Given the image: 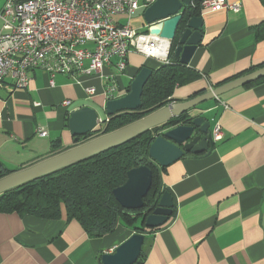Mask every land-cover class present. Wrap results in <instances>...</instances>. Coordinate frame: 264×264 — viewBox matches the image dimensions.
<instances>
[{
	"label": "crops",
	"instance_id": "0c3cea01",
	"mask_svg": "<svg viewBox=\"0 0 264 264\" xmlns=\"http://www.w3.org/2000/svg\"><path fill=\"white\" fill-rule=\"evenodd\" d=\"M227 1H239L240 10L200 13L202 38L186 64L200 76L177 86L171 102L264 63V39L256 40L253 30L264 19V7L259 0ZM4 2L0 0V9ZM130 24L146 28L141 15ZM126 59L116 97L126 92L139 67L163 63L136 51ZM113 60L103 66V74L115 71ZM29 76L25 89L11 90L10 78L0 88V162L13 171L81 143L76 144L65 126L69 111L82 105L103 107L106 101L101 92L105 77L80 73L76 83L56 73L51 85L41 67ZM86 85H93L96 94L89 97ZM192 109L188 114L205 117L210 130L219 122L222 137L209 153L185 155L162 172L174 210L160 227L140 232L146 237L142 264H264V79ZM40 127L46 129L45 136L37 134ZM134 232L121 221L112 232L89 236L76 219L66 218L63 207L56 218L0 213V264H102L100 254L112 252Z\"/></svg>",
	"mask_w": 264,
	"mask_h": 264
},
{
	"label": "water",
	"instance_id": "95a60500",
	"mask_svg": "<svg viewBox=\"0 0 264 264\" xmlns=\"http://www.w3.org/2000/svg\"><path fill=\"white\" fill-rule=\"evenodd\" d=\"M190 2L191 0H154L141 13L143 24L152 25L150 28L152 33L168 38L170 45L172 41H176L173 58L182 64H188L202 38L201 16L189 17L180 28L185 7ZM151 72L149 67H141L130 81L129 88L124 94L105 101L102 107L105 114L110 116L121 111L139 108L143 86ZM263 76L264 65L183 101L169 102L120 128L98 135L22 169L11 171L0 177V194L116 147L148 129L163 125L182 113L188 114L192 108L206 100L219 97L231 89ZM98 115L96 109L90 105H82L69 111L67 125L75 140L99 127ZM213 147L210 123L205 117L197 114L189 115L184 124L161 129L150 143L148 155L160 167H165L185 155L209 153ZM151 181L152 172L147 165L133 167L127 171L124 183L115 187L112 193L121 207L129 210L140 209L144 206L143 197L147 194ZM172 209V196L168 191H163L157 205L150 213L143 216L144 227L151 229L160 227L171 216ZM143 240V233L134 232L118 244L112 252L100 254L99 262L102 264H134L140 255Z\"/></svg>",
	"mask_w": 264,
	"mask_h": 264
},
{
	"label": "built area",
	"instance_id": "2783aa9c",
	"mask_svg": "<svg viewBox=\"0 0 264 264\" xmlns=\"http://www.w3.org/2000/svg\"><path fill=\"white\" fill-rule=\"evenodd\" d=\"M153 1L5 0L0 9V88L10 78L11 90L25 89L30 81L29 71L41 67L49 74L51 85L56 73L68 75L76 83L80 82V73L105 77L101 90L104 100L115 98L121 90L117 77L125 68L130 51L168 61V38L152 33L151 24L144 30L130 24L136 11ZM240 7L239 1H201V12L221 8L237 12ZM121 16L127 21H122ZM112 59L115 71L103 74V66ZM84 91L89 97L96 94L93 85L84 86ZM68 102L65 100L64 104ZM107 120L108 117L98 115V126ZM37 132L40 136L47 134L43 127ZM211 136L213 141L222 137L217 121L211 127Z\"/></svg>",
	"mask_w": 264,
	"mask_h": 264
},
{
	"label": "trees",
	"instance_id": "16d2710c",
	"mask_svg": "<svg viewBox=\"0 0 264 264\" xmlns=\"http://www.w3.org/2000/svg\"><path fill=\"white\" fill-rule=\"evenodd\" d=\"M201 1L191 0L190 4L185 7L180 28L189 17L200 16ZM259 1L264 7V0ZM253 30L256 40L264 39V19L254 25ZM175 43L174 40L170 45L167 62L160 63L156 67H149L152 72L143 86L141 106L135 110L121 111L108 116V120L97 129L77 138L76 144L120 128L165 106L168 102L176 100L172 97L174 89L200 76L197 71L173 58ZM263 65L264 63L257 66ZM141 67L136 70V73ZM255 68L250 67L241 74ZM233 78L235 77L231 79ZM262 79L264 76L244 86H250ZM225 81L218 82L215 86ZM128 88L129 86L126 87V89ZM192 96L195 94L190 97ZM188 116L189 114L186 112L182 113L163 125L148 129L116 147L1 193L0 213L17 212L20 215L56 218L60 216L63 207L66 218L68 220L76 219L89 236H101L112 232L121 221L133 226L135 232H142L145 230L143 216L152 211L162 192L167 191L161 178L166 166L160 167L151 160L148 155V147L161 129L184 124L187 122ZM65 126H67V117ZM58 142L60 140L54 144H58ZM140 165H147L150 168L152 172L151 186L143 197L144 206L142 208L125 209L117 202L112 190L124 183L129 169ZM0 167V177L13 171L6 168L1 162ZM138 218H140L139 225H133ZM150 230L152 229L149 228L148 232ZM144 238L146 237L144 236ZM143 245L144 242L134 264H142L145 259Z\"/></svg>",
	"mask_w": 264,
	"mask_h": 264
},
{
	"label": "rangeland",
	"instance_id": "374dc122",
	"mask_svg": "<svg viewBox=\"0 0 264 264\" xmlns=\"http://www.w3.org/2000/svg\"><path fill=\"white\" fill-rule=\"evenodd\" d=\"M141 11H137L133 16H132V18H134V17H136V16H139V15H141ZM122 21H127V19H126V17L125 16H123V17H119ZM127 84V83H126ZM94 108L96 109V111L98 112V114L99 115H101V116H105V112L103 111V109H102V107L100 106V105H94ZM191 112L193 111V109H191L190 110ZM139 223H140V221L138 220L137 222H136V225H139Z\"/></svg>",
	"mask_w": 264,
	"mask_h": 264
}]
</instances>
